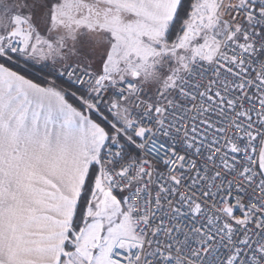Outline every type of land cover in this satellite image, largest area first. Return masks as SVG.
<instances>
[{
	"label": "snow or ice",
	"instance_id": "obj_1",
	"mask_svg": "<svg viewBox=\"0 0 264 264\" xmlns=\"http://www.w3.org/2000/svg\"><path fill=\"white\" fill-rule=\"evenodd\" d=\"M0 264H264V0H0Z\"/></svg>",
	"mask_w": 264,
	"mask_h": 264
}]
</instances>
